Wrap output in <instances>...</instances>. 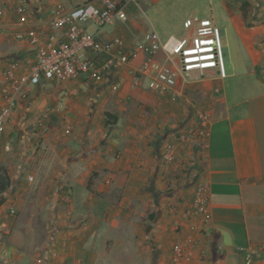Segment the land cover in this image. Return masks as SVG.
Here are the masks:
<instances>
[{"label": "crops", "instance_id": "1", "mask_svg": "<svg viewBox=\"0 0 264 264\" xmlns=\"http://www.w3.org/2000/svg\"><path fill=\"white\" fill-rule=\"evenodd\" d=\"M87 1L0 0L1 104L3 72L18 61L19 76L34 63L27 40L8 34L48 28L54 8ZM139 3L101 38L135 42L152 30L163 40L175 36L149 15L167 22L166 0ZM237 18L248 56L237 63L228 42L227 76L178 71L176 96L153 92L130 66L90 87L77 78L46 88L51 81L14 96L0 134V166L12 184L0 196V264H188L176 258L179 243L193 252L189 264H245L246 248L264 264V19L248 25L240 12ZM157 58L168 62L162 51ZM199 111L211 115L205 146L179 144L176 161L165 163V143L196 125ZM202 180L210 186L207 226L193 205Z\"/></svg>", "mask_w": 264, "mask_h": 264}, {"label": "built area", "instance_id": "2", "mask_svg": "<svg viewBox=\"0 0 264 264\" xmlns=\"http://www.w3.org/2000/svg\"><path fill=\"white\" fill-rule=\"evenodd\" d=\"M139 0H89L69 9L52 10L49 27L31 26L25 30L9 33L13 40H27L34 63L28 70L15 75L18 61L12 62L3 72L7 85L3 90L5 104L0 103V134L5 132L14 106V96L21 95L30 85H44L51 81L66 82L81 78L86 87L99 82L112 70L130 66L137 81L146 79L153 92L176 96L177 72L188 76L194 71L215 69L222 78L227 76L222 34L213 17H189L184 21L187 35L162 39L156 30L146 34L141 41H130L121 36L102 39L106 28L128 20L127 8L138 5ZM20 23L25 24L27 7L17 9ZM92 25V30L89 25ZM164 52L166 61L157 58ZM141 60L135 65V62ZM198 123L184 132L173 133L174 139L165 143L163 160L172 164L177 159L179 144L205 146L209 136L211 115L197 112ZM210 186L207 181L197 184L193 197L194 211L200 216L203 226L212 220L210 210ZM14 213V211L12 212ZM205 230V229H203ZM194 247L196 239L187 243ZM176 258L189 264L193 252L185 251L179 243L174 246ZM256 251L245 249V264H256ZM8 264H16L13 261Z\"/></svg>", "mask_w": 264, "mask_h": 264}, {"label": "rangeland", "instance_id": "3", "mask_svg": "<svg viewBox=\"0 0 264 264\" xmlns=\"http://www.w3.org/2000/svg\"><path fill=\"white\" fill-rule=\"evenodd\" d=\"M64 1L71 2L74 0ZM139 1L142 3V0ZM167 2H171V5ZM244 6H246V10L251 14L248 20L245 19L246 22L249 21V19H264V0H166V6L164 7L169 9L166 16L167 22H165V18H162L157 12H150L149 15L160 32L168 35L173 33L172 31L175 29L176 32H174V35L179 38L187 35L188 33L183 26V19L196 16L213 17L221 30L225 63L228 62V42L234 49L236 62L241 63L243 62L242 57L245 56V53H247L248 56V49L243 45V41L239 33V27H237L238 12L244 16L243 12L240 10V8ZM131 8H133V4L127 8L128 12ZM142 13L139 18L146 19L143 15L144 13ZM148 25L150 27L149 21ZM89 29H93L91 24L89 25ZM148 31H150V28H148ZM248 65L250 67L252 66L251 60L248 61ZM257 69L261 74L262 67L259 66ZM53 83L56 82L52 81V83L48 84L46 88L58 90L60 86Z\"/></svg>", "mask_w": 264, "mask_h": 264}, {"label": "trees", "instance_id": "4", "mask_svg": "<svg viewBox=\"0 0 264 264\" xmlns=\"http://www.w3.org/2000/svg\"><path fill=\"white\" fill-rule=\"evenodd\" d=\"M240 10L243 12L244 18L248 20L251 14L250 12L246 10V6L241 7ZM249 20L252 21L251 19ZM247 23L251 25V22L247 21ZM107 115L108 117H110V114H107ZM108 123H109V120H108ZM11 185H12L11 178H10V175L7 169L3 166H0V196H2L4 193H6L9 190L11 188ZM3 200L4 199H1L0 204L3 203Z\"/></svg>", "mask_w": 264, "mask_h": 264}]
</instances>
